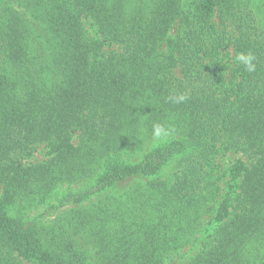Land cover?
Wrapping results in <instances>:
<instances>
[{
    "label": "trees",
    "instance_id": "trees-1",
    "mask_svg": "<svg viewBox=\"0 0 264 264\" xmlns=\"http://www.w3.org/2000/svg\"><path fill=\"white\" fill-rule=\"evenodd\" d=\"M248 51L255 73L235 62ZM156 122L173 136L145 150ZM39 145L49 156L26 162ZM228 153L244 160L223 170ZM87 180L55 196L80 204L66 214L26 217ZM209 215L188 264L264 263V17L250 0H0V264H166Z\"/></svg>",
    "mask_w": 264,
    "mask_h": 264
},
{
    "label": "rangeland",
    "instance_id": "rangeland-1",
    "mask_svg": "<svg viewBox=\"0 0 264 264\" xmlns=\"http://www.w3.org/2000/svg\"><path fill=\"white\" fill-rule=\"evenodd\" d=\"M251 6L256 10L257 14L260 15L261 17H264V0H250ZM216 19V18H215ZM217 20V19H216ZM218 21V20H217ZM175 27L172 31L174 34L176 31ZM105 49L110 51V50H120L119 46L117 44H112L108 43L105 45ZM234 57V51L231 48L230 49V58L232 59ZM229 58V63L232 64V61H230ZM173 136V135H172ZM172 136L162 139V140H154L152 137L147 139L146 145H145V150L149 149L153 145H156L160 142L166 141L170 139ZM78 134L74 136L73 141L78 142ZM48 150L44 145H39L36 150L34 151L33 155L29 158L26 159V162H37V161H42L48 157ZM141 154L139 155V157ZM138 157V156H137ZM137 157H134L133 159L135 160ZM243 157L240 153H228L227 155L222 156L219 158L218 162L221 165V168L223 170H226L231 164L235 163L238 158L244 160ZM178 159H173L165 168L163 171L164 175H170L177 164ZM142 179L141 181H143ZM140 181L139 179H132V180H127V182H122L121 185L117 186L119 189L124 190L126 187H129V185L133 182ZM224 187L226 189L227 185L230 183L227 178L224 179ZM91 181H82L79 183H74V184H63L61 185L56 192L54 193L53 197L45 204L38 205L36 207H33L29 209L26 213V217L31 220L32 218L35 219L36 221H41L43 223H50L54 219L60 217L61 215H64L67 213V211L73 207H77L80 204H67L63 207L57 208L58 204V199L56 200V197L58 194H64L68 192H75V191H81L83 189L88 188L90 186ZM107 192H100L96 193L93 195L90 200L85 201L83 204H88L90 201H94L98 198L103 197ZM212 216H205L204 219V224L199 226L197 230L194 232L192 237L190 238V241L177 250L176 252L172 253L169 258L167 259L166 264H188L190 259L197 253L199 252L205 243L209 242L211 239V234H212V228L213 225H211ZM264 264V263H262Z\"/></svg>",
    "mask_w": 264,
    "mask_h": 264
},
{
    "label": "clouds",
    "instance_id": "clouds-1",
    "mask_svg": "<svg viewBox=\"0 0 264 264\" xmlns=\"http://www.w3.org/2000/svg\"><path fill=\"white\" fill-rule=\"evenodd\" d=\"M256 56L253 52L247 53L241 52L235 56V62L244 66L245 70L249 73H255L257 71ZM187 94H176L168 97L169 102L183 103L188 99ZM174 129L166 126L164 123L156 122L152 127V136L154 140H162L172 136Z\"/></svg>",
    "mask_w": 264,
    "mask_h": 264
}]
</instances>
